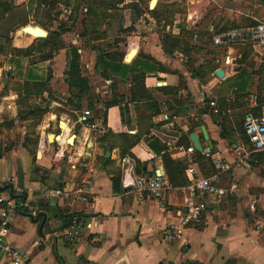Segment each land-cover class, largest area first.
Listing matches in <instances>:
<instances>
[{
	"label": "crops",
	"instance_id": "crops-1",
	"mask_svg": "<svg viewBox=\"0 0 264 264\" xmlns=\"http://www.w3.org/2000/svg\"><path fill=\"white\" fill-rule=\"evenodd\" d=\"M88 1L93 14L83 0H0V31L14 26L0 33V196L26 204L6 241L26 264H264V152L250 150L242 127L264 104V47L210 41L264 21V0ZM74 57L83 83L70 86ZM191 134L200 152L189 151ZM212 158L233 162L216 176L226 195L203 196L183 238L165 240L187 168L211 176ZM155 175L159 198L133 186ZM59 209L79 218L64 226ZM0 264L10 263L0 254Z\"/></svg>",
	"mask_w": 264,
	"mask_h": 264
},
{
	"label": "built area",
	"instance_id": "built-area-1",
	"mask_svg": "<svg viewBox=\"0 0 264 264\" xmlns=\"http://www.w3.org/2000/svg\"><path fill=\"white\" fill-rule=\"evenodd\" d=\"M65 13V10H62ZM200 13L192 11L188 15L191 24H194L199 19ZM62 21L67 20V14L61 18ZM250 25L244 27H235L223 30L214 34L211 37L213 46H251L256 48L264 47V21L253 18ZM243 130L247 138V146L252 152H264V104L260 105V114L254 115L251 112H246L243 115ZM189 151L193 152L194 148L190 147ZM236 151L239 154V160L247 159L248 152L245 146L238 145ZM206 155H209L208 153ZM148 156L154 158L153 153H148ZM212 157V156H211ZM124 163L126 159L122 160ZM238 162H236L237 164ZM233 165V162H228L218 158H212V167L215 173L211 176L201 175L194 165H190L186 170L188 183L185 186L187 197L183 204V212L180 215L179 222L169 223L165 226L163 237L165 240H181L184 236L186 226L196 222L201 214L206 209V202L202 199L203 196H213L221 199L227 193L223 187L215 184L216 176L220 173L228 172ZM133 186L139 192H148L156 198H159L164 190V182L159 176L137 177L133 182ZM231 188H234L231 186ZM58 193V191H56ZM81 200L86 201L85 196ZM0 204L2 210L0 212V254L1 257L10 264H26V256L19 248L9 244L6 241L7 226L13 214L18 213L21 207L25 206V202L20 198H4L0 196ZM250 209L254 210V202H251ZM77 224L73 223L69 226L65 234L72 240L75 237L74 229ZM257 229H264V220L260 221Z\"/></svg>",
	"mask_w": 264,
	"mask_h": 264
},
{
	"label": "trees",
	"instance_id": "trees-1",
	"mask_svg": "<svg viewBox=\"0 0 264 264\" xmlns=\"http://www.w3.org/2000/svg\"><path fill=\"white\" fill-rule=\"evenodd\" d=\"M83 1H85V3L88 4V8L90 10V13L93 14V12L95 11L94 10L95 9L94 8L95 2H89L88 0H83ZM233 28H235V27H233ZM228 29H230V28H228ZM55 38H56L55 37V33H53L52 35H50L49 40H52L53 41V40H55ZM49 40H47V42H44V45L45 46H47V44L48 45L50 44ZM53 43H54V41H53ZM32 49H33V47L31 46L26 51H23V50H14V49H12V51L15 52V53H21V52L28 53L29 50L31 51ZM50 55L51 54H48L47 57H50ZM75 61H76V58L70 64L68 63V77L70 79V82H69L70 86L73 84V82H74V84H80V85L83 83V80H82V78H80V75H79V72H78L79 70H78V67H77V63ZM121 68H125L126 69L125 66H122ZM37 109H39V108H37ZM242 127H243V124H242ZM243 132H244V130H243ZM245 141L247 143L246 135H245ZM56 217L64 224V226H67V225H69L71 223L72 219H74V218L78 219L79 218V215L77 213H73V212H68L67 213V211L60 210L59 209L57 211ZM40 235H41L40 236V242H41L40 247H42L44 245V243H45V240H44V238H43V236H42L41 233H40Z\"/></svg>",
	"mask_w": 264,
	"mask_h": 264
},
{
	"label": "water",
	"instance_id": "water-1",
	"mask_svg": "<svg viewBox=\"0 0 264 264\" xmlns=\"http://www.w3.org/2000/svg\"><path fill=\"white\" fill-rule=\"evenodd\" d=\"M155 2H156V0H150L149 1V8L150 9H152L153 7H154V5H155ZM215 73L218 75V76H222L223 74H222V71L221 70H219V69H217L216 71H215ZM203 131V133H204V130H202ZM50 138V137H49ZM71 138V137H70ZM232 139H234V138H232ZM190 140H191V142H192V146H193V148L196 150V151H201L202 150V148L200 147V144H199V142H198V140H197V137H196V135H194V134H191L190 135Z\"/></svg>",
	"mask_w": 264,
	"mask_h": 264
},
{
	"label": "rangeland",
	"instance_id": "rangeland-1",
	"mask_svg": "<svg viewBox=\"0 0 264 264\" xmlns=\"http://www.w3.org/2000/svg\"><path fill=\"white\" fill-rule=\"evenodd\" d=\"M22 13H23V12H22ZM21 16H24V15H21ZM10 22H12V21H10ZM13 27H14V26H12V24H10V23H6V25H3L1 28L4 29V30H3V31H0L1 36H6V34H8V36H9L10 31L13 30ZM5 31H8V32H5ZM4 42H5V41H4ZM5 43H6V42H5Z\"/></svg>",
	"mask_w": 264,
	"mask_h": 264
},
{
	"label": "bare ground",
	"instance_id": "bare-ground-1",
	"mask_svg": "<svg viewBox=\"0 0 264 264\" xmlns=\"http://www.w3.org/2000/svg\"><path fill=\"white\" fill-rule=\"evenodd\" d=\"M131 52H132V54L134 53V51H133V50H132ZM62 125H64V124H62ZM70 141H71V139H69V142H70Z\"/></svg>",
	"mask_w": 264,
	"mask_h": 264
}]
</instances>
